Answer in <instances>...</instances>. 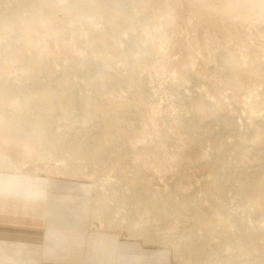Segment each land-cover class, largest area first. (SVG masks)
<instances>
[{"label":"rangeland","instance_id":"obj_1","mask_svg":"<svg viewBox=\"0 0 264 264\" xmlns=\"http://www.w3.org/2000/svg\"><path fill=\"white\" fill-rule=\"evenodd\" d=\"M227 7L100 0L89 14L71 0H0V79L20 98L40 92L45 121L36 152L11 149L26 161L11 172L89 182L88 234L131 240L111 264H187L176 252L264 264V188L251 181L264 177V10ZM72 165L86 175L61 173ZM233 216L254 231L248 250L227 243Z\"/></svg>","mask_w":264,"mask_h":264},{"label":"crops","instance_id":"obj_2","mask_svg":"<svg viewBox=\"0 0 264 264\" xmlns=\"http://www.w3.org/2000/svg\"><path fill=\"white\" fill-rule=\"evenodd\" d=\"M91 200L87 181L0 171V264L125 262L131 240L111 230L88 234Z\"/></svg>","mask_w":264,"mask_h":264},{"label":"bare ground","instance_id":"obj_3","mask_svg":"<svg viewBox=\"0 0 264 264\" xmlns=\"http://www.w3.org/2000/svg\"><path fill=\"white\" fill-rule=\"evenodd\" d=\"M227 1H228V7L226 9L228 10H235L239 7L248 6L255 2H257L259 6L264 10V0H227ZM71 2L74 3L77 9H84V11L88 12L89 14H93L96 11L97 7L100 6V0H71ZM66 4L69 5V3L67 2ZM63 8L66 10H70L68 9L67 5H64ZM50 19L51 21H55L54 20L55 18H50ZM40 24H42L40 26H43L44 24V21L42 19H40ZM25 78L32 79L33 77L32 75H28ZM31 84H33L32 86H35L36 83L33 82ZM8 86L9 83L2 82L0 79V136H2V141L0 142V171L18 172L19 170H21L20 169L21 166L25 165L26 161L23 159H21L20 161L18 160L14 161V158L10 155L11 149L13 150V146H16L14 150H19V154H21L24 149L25 153L23 155H25L26 157H29L32 152H36V149L40 147V129L44 127L45 121L43 119H40V92L37 93L31 90L29 92H25L24 96L20 98V95H18L16 91L10 92L8 90ZM30 94H34L35 96H30ZM48 105H53L52 99H50ZM200 110L202 109L200 108ZM78 120L80 121L81 118H79ZM6 124L12 125L16 129H22V128L24 129L18 130L17 133L13 134L10 129H2ZM24 130H28L31 136L27 135L24 132ZM58 162L59 164L61 163L62 165H66V166L69 165V163L68 164L66 163L67 159L65 158L58 159ZM18 165H20V168L17 167ZM64 167L65 166H63V168ZM59 170L61 169L58 167V171ZM61 173L66 174V176L74 177V176H78V174L82 175L84 171L82 172L79 168L72 165ZM92 176L93 175H91L90 177ZM251 181H254V183L258 184L260 188H264V177L262 178L259 176L258 178H251ZM97 187L98 184L95 183L94 189H97ZM104 189L105 187H101L100 192L97 196H102L101 192ZM255 191L256 189H254V192ZM101 198L102 197L97 198L96 201L99 202ZM97 213L104 215L105 211L103 209L98 208L97 212L95 213L96 217H98ZM230 223L231 226L236 224L238 233L227 241L229 247H233L237 244L244 250L250 249L251 239H249V237L254 236V231L251 228H249L248 225L245 226L246 223L243 220H241L239 217L233 216ZM114 224L111 222H100L99 226L102 225L105 227L112 226V227L121 228L126 231V233L129 235V238L130 237H133L135 239H137L138 237L143 238L141 233L139 232L132 233L128 231L126 228H123L121 223L115 222ZM140 230L143 231L142 229ZM156 243L162 244L161 246H167L166 244L168 242H166L165 239L163 240L158 239L156 240ZM176 254L178 259L183 260L182 263L192 264V260H186V256L183 258V254H180L179 252H176Z\"/></svg>","mask_w":264,"mask_h":264}]
</instances>
